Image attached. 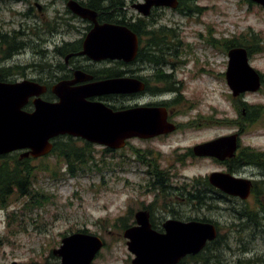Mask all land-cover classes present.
Listing matches in <instances>:
<instances>
[{
  "label": "rangeland",
  "instance_id": "rangeland-1",
  "mask_svg": "<svg viewBox=\"0 0 264 264\" xmlns=\"http://www.w3.org/2000/svg\"><path fill=\"white\" fill-rule=\"evenodd\" d=\"M29 1L6 0L1 5L2 32L9 34L26 25L30 27V31L35 30L40 34L36 36L28 32V36L17 38L16 41L23 44V47L6 60L0 54L4 64H30L52 58L53 47L47 41L49 36L44 30L46 24L55 25L54 18L58 16L74 15L66 5L67 0ZM30 3L33 5L34 14L31 18L23 15L28 12ZM36 3L43 5L44 9L39 11ZM109 4L108 1L107 5ZM189 5L192 10L188 17L172 8L159 10L156 17L161 18V24L169 30V37L173 38L170 41H177L176 49L179 50L178 55L172 58L178 62L175 67L167 65L159 68L166 74H172L170 80H175L176 84L180 83L177 86L182 88V99L175 101L179 109L174 119L181 124L192 123L194 127L188 126L189 128L174 133L163 141H132L136 147L160 150L165 155L171 154L178 146L186 148L194 143H204L233 134L239 131L238 125H241L249 113L247 106L264 107L263 85L258 92H247L243 98L233 96L226 80L229 60L226 51L230 48L224 50L228 46L225 43L230 40L239 42L246 37L260 36L263 40V51L252 55L250 62L264 80V7L251 0H193ZM117 13L125 15L126 12L117 9ZM130 13L134 11L131 10ZM85 25L86 22H79L77 26L83 28ZM24 30L27 31V27ZM199 33H202L204 38L199 37ZM8 36L12 37V34ZM80 37L81 33L70 31L63 35L56 34L55 39L61 41L65 38L69 42ZM211 37L220 41L214 43ZM43 49L47 51H41ZM164 58L168 60L169 57ZM179 61H182V64ZM141 65L144 64L139 61L131 68L138 70ZM107 68L104 70L107 71ZM144 73L141 70L135 72L142 75ZM37 74L41 73L29 71L27 76L18 75L16 80L33 78ZM157 85L162 84L159 82ZM160 99L148 94L142 96L140 101L152 102ZM135 101L131 100L130 103ZM240 133V147L249 146L264 151V115ZM90 148L97 161L89 162L91 166L77 176L67 175L65 167L61 168L58 176H53L54 165L59 164L55 154L32 161L38 168L50 167L38 173L35 185L38 190L46 193L48 198L42 206L31 211L25 208L21 199L12 203L8 209L0 208V264H61L60 257L54 255L52 250L59 248L63 237L84 229L104 241V246L92 264H132L134 255L129 251L127 238L123 235L124 220H120L124 218V224L129 220L126 210L131 203L130 199L133 200L131 205L137 209L140 200L151 201L154 197L152 194L141 193L140 187L137 186L145 184L147 176L142 171L126 173L122 170L123 166L119 163L123 161L126 151L103 153L102 146L95 144ZM101 159H104V164L109 167L105 168L100 163ZM99 167H103L102 170H99ZM132 167H135V164H132ZM219 167V164L214 162H203L185 167L178 164L175 170L183 181L198 174H207ZM252 168L254 166L248 167V170L254 172L255 181L264 184V173L256 166L255 169ZM248 170L246 171L249 172ZM127 181L134 186L128 185ZM232 201L221 203L223 208H226L225 211L210 213L209 218L219 223L221 241L213 247L210 245L209 249L204 251L202 256L209 257V262L201 260L198 255L197 259L189 257L181 264H238L239 260L254 257H260L264 261V233L252 228L239 232V228L230 226L231 222L238 221L235 213L230 210L243 205V201ZM247 202L254 204L252 194Z\"/></svg>",
  "mask_w": 264,
  "mask_h": 264
},
{
  "label": "water",
  "instance_id": "water-1",
  "mask_svg": "<svg viewBox=\"0 0 264 264\" xmlns=\"http://www.w3.org/2000/svg\"><path fill=\"white\" fill-rule=\"evenodd\" d=\"M252 1L264 7V0ZM152 5L175 7L177 0H150L137 6L146 15ZM67 7L94 23L85 37L82 54L97 61L135 59L139 37L132 29L126 25L100 24L97 11L76 0H68ZM228 57L226 79L233 96L258 92L262 76L251 65L247 48L232 47ZM143 88L144 83L135 77L108 78L80 87L62 82L53 88L59 101L49 102L41 97L47 90L45 85L30 79L0 80V156L19 151L24 157H43L53 150V139L65 134L117 149L124 147L131 137L149 138L173 130L174 126L166 120L165 108L137 106L115 112L101 101L89 100L112 93L139 92ZM31 99L34 109L28 111L25 106ZM238 138V133L220 136L195 146V151L221 161L230 159L236 154ZM210 180L227 194L243 200L252 191L251 179L230 173L212 172ZM136 219L138 225L123 233L134 255L132 264H179L184 257L199 254L218 236L217 226L212 222L169 220L165 231L158 232L151 228L146 213H138ZM103 246L99 236L76 232L63 237L52 253L60 257L61 264H92Z\"/></svg>",
  "mask_w": 264,
  "mask_h": 264
},
{
  "label": "flooded vegetation",
  "instance_id": "flooded-vegetation-1",
  "mask_svg": "<svg viewBox=\"0 0 264 264\" xmlns=\"http://www.w3.org/2000/svg\"><path fill=\"white\" fill-rule=\"evenodd\" d=\"M3 1L6 0H0V12L2 10L1 5ZM76 1L84 6L91 8L87 5L88 2H84L81 0ZM148 1L150 0H128L127 3L126 1L124 3L122 0H120L119 3H121L122 5L124 3L122 9L124 10V12H126L125 15L118 14L116 8L103 11L94 9L98 13L97 21L100 24L113 23L126 25L135 33H137V31L141 32L144 41L143 49L140 50L139 48L134 60L129 62L118 59H106L97 61L85 54H82L81 52L83 51L85 37L93 28L94 23L90 19L82 18L73 13L74 15H71L70 17L58 16L54 18L55 25L48 26L46 24L45 26V34L49 36L47 38V41L53 47L51 50L52 58L44 60L43 62L19 64L18 66L25 68L23 77L27 76L29 71H39L41 73L37 74L36 77L24 79H30L42 85H45L47 90L41 95V97L49 102L59 101V98L53 91V88L62 82L68 83L70 87H80L108 78L135 77L140 79L144 83V88L139 92L112 93L99 97L89 98V100L91 101H101L105 103L112 109V111L115 112L137 106L165 108L167 112L166 120L168 123L174 126L173 130L162 132L153 137H131L125 141V146L122 148L114 149L102 146L103 153L108 152L110 154H115L119 151H122L124 153L126 151L123 161L119 163L123 166L121 167L122 170L126 173H133V171H142V173H145V176H147L145 184H139L137 186L140 187L141 193L148 195L152 194L154 196L151 201L140 200L137 203V200V209H135L131 205L133 204V200L130 199L131 203L126 210V214L129 220L126 222L125 228L128 229L138 225L136 215L141 212L146 213L151 228L158 232L165 231V223H167L169 220H177L185 223L194 220L202 222H213L218 228V240L215 243L217 244L220 242L219 239L221 237L219 233L220 226L217 221L209 218L210 213L212 211H225L226 208H223L222 204H224V202L227 200H236L240 202L243 201V204L248 202L247 199L243 200L240 197L229 195L223 190L214 186L211 183L210 175L212 172L230 173L238 177L249 178L254 184V172L248 170V167L254 165L233 164V162L231 161L232 158L220 161L217 158L209 155H199L195 151V146L203 143H194L192 146L186 148H181L178 146L173 149L171 151V154L169 155H165L164 152L156 149H142L134 146V144L132 143V141L134 140L151 141L153 139H159L160 141H163L166 137L184 130L185 128H189L188 126L194 127L192 123H189L190 125H188L181 124L175 121L174 117L178 114L177 111L179 109L175 101H177L178 98L182 99V88L177 86L180 83L176 84L175 80H170L172 79V74H166L162 69H159L160 67L167 65L175 67L178 64L175 59H172L173 57H176L179 52V50L176 49L177 41H169V38L167 36L168 33H166L167 43L164 46H161V48L151 47L153 45L152 36H155V34L159 30H164L166 32L169 31L165 26H163V24H161V18L156 17V15L159 14L158 11L164 8H172L175 9L176 12L183 13L188 17L192 10L190 8L189 2L192 3L193 0H177V5L175 7L152 5L148 10V14L145 15L144 11H142L140 6L137 5L146 4ZM28 2L30 1L28 0ZM36 4L39 11H42V9H44L43 5H40L39 3ZM196 8L201 9L200 7ZM131 10H133L134 13H130ZM127 12H129L128 15ZM101 13H103L104 16H100ZM23 15L28 16L29 18L34 16L33 5L31 3L30 7L28 8V12L26 14L24 13ZM79 22H86V25L83 28H80L79 26H77ZM26 27L27 31L24 30ZM29 28L30 27L26 25H22V28L20 30H17L15 32L12 31L9 34H12V37H15V39L26 37L29 35V33H31L32 35L40 36V34L35 32V30L30 31ZM70 31L81 33V37L77 40H72L69 42L65 38H63L61 41H56V34L63 35ZM7 34L5 32H2L0 28V54L2 48L4 47L3 37L9 35ZM198 36L204 38L202 33H199ZM212 40L214 43H218L217 41H220L215 40V38H212ZM215 45L216 44H214V46ZM215 47L218 48L217 46ZM44 50L45 49L41 51ZM224 50L226 51L227 47ZM139 53H142V57L140 56L141 59H139ZM2 57H0V80L7 82L17 81V75H15L14 71H11L12 65L4 64ZM164 57L169 58L167 60ZM139 61L144 64L138 67V70L145 72L143 75L135 74V72L138 70L131 68L132 65ZM179 63L182 64V61H179ZM41 64H44L42 68L40 67ZM106 67H108L107 71L104 70ZM151 73H153V75ZM159 82L162 85H157V83ZM148 94L151 96L160 97L161 99L158 101L153 100L152 102H141L140 99L142 98V96ZM244 96L245 94H243L241 98H243ZM131 100L136 101L132 104L130 103ZM29 104L30 106L28 110L32 111L34 109L32 99ZM238 129L239 131L237 132L241 134L240 131L242 129L239 127ZM68 137H72L73 139H75V142H79L80 146L85 147V149L87 148L86 146L93 147L95 144L86 139L65 134L55 137L53 139V145H55V143L59 139ZM203 162H214L216 164H219L220 167L213 171H209L204 175L198 174L191 179H183V181L180 180L181 175L179 174V172H177V170H175L178 164L182 167H185L187 165L194 166L195 164H201ZM132 164H135V167H132ZM252 169H255V166ZM246 170H248L249 172H247ZM127 183L128 185L134 186V184L129 181H127ZM239 208L236 207L231 209L230 211H233V213H235L236 215Z\"/></svg>",
  "mask_w": 264,
  "mask_h": 264
},
{
  "label": "trees",
  "instance_id": "trees-1",
  "mask_svg": "<svg viewBox=\"0 0 264 264\" xmlns=\"http://www.w3.org/2000/svg\"><path fill=\"white\" fill-rule=\"evenodd\" d=\"M110 2L109 6L107 2ZM88 6L93 9H98L99 11L110 10V9H122V4L117 0H89ZM100 16H104L103 13ZM140 41V50L143 49V35L140 31H137ZM166 31L159 30L155 36H152L153 45L151 47L161 48L166 42L168 36L169 41L173 39L169 37ZM253 37V38H252ZM246 37L239 42L236 40H230L227 42V48L233 46H245L250 55L258 54L263 51L262 38L252 36ZM4 47L1 50V54L4 59L11 58L14 54L20 51L23 47V44L16 41L15 37L4 36L3 37ZM139 59L142 57V53H139ZM141 56V57H140ZM146 57V56H145ZM19 64L12 65L11 71L15 72V75H24V69ZM3 77V76H2ZM264 86V80H263ZM244 106L246 104L243 103ZM29 105L25 108L29 109ZM249 113L246 115L245 119L238 125L239 128L243 131L253 123L260 120L264 115V107L261 105H251L246 107ZM76 140L72 137L61 138L55 145L53 152L58 158V163L54 165L53 176H58L62 167H65L66 174L69 176H77L85 171L86 168L90 167L91 164H88L91 161H95L93 156V151L89 146L81 147L78 145ZM46 157V156H45ZM47 158V157H46ZM35 160L32 157H24L20 152H12L0 156V208L8 209L12 203L18 201L19 199L23 200V205L25 208L36 209L44 203L48 198L47 194L42 190L36 188V183L38 180V173L40 171H45L50 169L49 166L44 168H38L32 164V161ZM233 164H243V165H254L258 167L264 173V151L251 148L249 146L240 147L235 157L231 159ZM63 163V164H61ZM100 163L106 168L109 167L104 159L100 160ZM98 166L99 164H93ZM103 167H99V170H102ZM62 175V174H61ZM252 196L254 199V204L250 205L249 203L243 204L237 214V222H231L230 226L232 228H239L238 231H244L247 228H252L253 230L262 231L264 233V184L263 182L255 181L252 189ZM125 221L121 219L120 221ZM123 227L126 226V223ZM81 232H89L87 229L81 230ZM218 240V238H217ZM217 240L209 243L205 250L209 249V246L212 247L215 245ZM221 241V240H219ZM219 246V245H216ZM205 252H202L199 255V258L205 262H209V257L202 256ZM197 259V257H192ZM218 264H222L219 262ZM238 264H264V261L260 257H254L250 259L239 260Z\"/></svg>",
  "mask_w": 264,
  "mask_h": 264
}]
</instances>
